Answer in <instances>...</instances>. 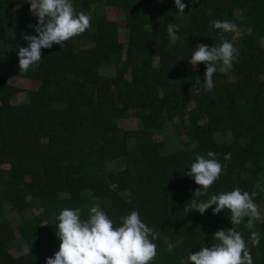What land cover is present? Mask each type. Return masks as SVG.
Wrapping results in <instances>:
<instances>
[{
	"label": "trees",
	"instance_id": "trees-1",
	"mask_svg": "<svg viewBox=\"0 0 264 264\" xmlns=\"http://www.w3.org/2000/svg\"><path fill=\"white\" fill-rule=\"evenodd\" d=\"M72 2L91 16V27L62 48L42 49L38 66L20 72L18 50L28 44L22 37L36 35L30 25L37 17L28 0H0V264H46L59 251L60 212L79 208L86 220L97 201L117 225L136 210L160 233L151 264H190L191 252L232 227L227 209L185 212L199 187L187 176L196 155L212 151L225 165L202 201L239 188L256 191L255 203L264 205V0H182L183 15L174 0ZM121 7L122 29L107 16ZM8 10L20 14L9 20ZM215 20L235 23L249 47L236 52L228 71L214 74L208 91L205 64L193 70L191 56L198 44L230 42L233 33L214 28ZM169 23L179 26L175 44ZM108 67L113 76L100 73ZM10 77L38 87L14 104L22 90L8 84ZM131 112L137 128H121ZM246 221L237 230L253 264H264V220L253 229ZM252 231L260 233L258 247L250 243ZM21 248L28 257L17 259L11 251Z\"/></svg>",
	"mask_w": 264,
	"mask_h": 264
},
{
	"label": "clouds",
	"instance_id": "clouds-1",
	"mask_svg": "<svg viewBox=\"0 0 264 264\" xmlns=\"http://www.w3.org/2000/svg\"><path fill=\"white\" fill-rule=\"evenodd\" d=\"M178 14L183 15L188 5L182 0H174ZM198 0H191L196 4ZM29 11L37 17L35 25H30L36 35L23 34L28 42L27 47L18 50V67L20 72H27L31 67L38 66L42 59V49H50L53 44L60 48L69 39L76 37L91 27V16L84 12L77 13L72 0H28ZM214 28L223 32L239 35L238 26L228 20H215ZM168 39L171 44L179 40V26L175 23L167 25ZM237 49L228 40L220 46L209 47L206 44L196 45L191 56V64H205V78L202 86L205 90L214 87V74L226 72L236 59ZM207 157L196 155L187 176L192 177L199 187L191 200L184 207L185 212H199L203 215L212 208L213 215L227 209L230 212V229L220 228L213 234L216 243L210 247L190 253L187 260L190 264H253L248 242L237 230L245 218L246 227L253 229L255 222L261 218L259 206L254 198L257 192L231 191L214 194L207 201L200 198L207 195L209 188L217 181L224 171L225 165L216 159L212 151ZM231 153L225 154L229 160ZM215 206V207H213ZM81 209H63L58 216L56 235L60 240L59 251L46 258V264H151L157 256V245L154 243L160 233L149 227L140 218L136 210L121 217L117 225L108 214L101 209L97 201L90 208L88 219L81 218ZM167 251L172 252L175 245L164 239ZM250 243L258 247L260 233L252 231Z\"/></svg>",
	"mask_w": 264,
	"mask_h": 264
},
{
	"label": "rangeland",
	"instance_id": "rangeland-1",
	"mask_svg": "<svg viewBox=\"0 0 264 264\" xmlns=\"http://www.w3.org/2000/svg\"><path fill=\"white\" fill-rule=\"evenodd\" d=\"M29 7H30V4H29ZM122 7H121V9H108V12H107L108 19L110 21H112V22L117 23L119 28H121V29H122V23H123V16H122L123 15V8ZM19 14H20L19 10H16V11L8 10V11L5 12V17H6V19L11 20L14 17L18 16ZM121 29L119 31L120 32L119 40H120V42H123V34H122L123 32H122ZM230 43H232L234 45V47L237 49V52L245 50V49H247L249 47L248 34L245 33V32L239 31V35L236 36L233 33L231 35V38H230ZM262 46L264 47V39L262 41ZM192 69L196 70L197 69V65L195 67L192 65ZM100 73L102 75L113 76L114 75V70H113V67H108V68L101 69ZM231 81H233V79H232L231 76H229L227 78V82H231ZM8 84H10L12 86H15V87H17V88L22 90V92L18 93L14 97V99L12 101V103H14V104L25 102L26 101L27 92L28 91H34L38 87V83L37 82L29 81V80H26V79H21V78H18V77H10L8 79ZM114 92H115V88H114ZM119 125L123 129H128V130L136 129L137 128V122H136V119L134 117L133 112L129 113V115H128V117L126 119L120 120L119 121ZM156 139L160 140L161 137H156ZM180 139L185 141V139H187V138L183 135V136L180 137ZM118 167L116 166V163H110L109 164V168L113 169L116 172L122 170L120 167L119 168ZM259 211L261 213L260 220H264V205L259 206ZM37 235H38L39 239H43V232L42 231H40ZM11 252L17 259H23V258L28 257V252H27V250L25 248H21L20 251L18 249H14Z\"/></svg>",
	"mask_w": 264,
	"mask_h": 264
}]
</instances>
